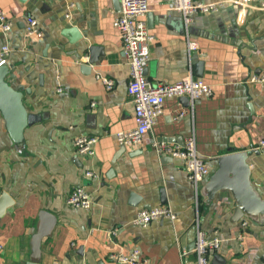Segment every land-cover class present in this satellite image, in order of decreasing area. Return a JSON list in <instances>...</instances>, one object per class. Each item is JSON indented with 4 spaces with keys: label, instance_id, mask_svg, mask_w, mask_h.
Instances as JSON below:
<instances>
[{
    "label": "crops",
    "instance_id": "obj_1",
    "mask_svg": "<svg viewBox=\"0 0 264 264\" xmlns=\"http://www.w3.org/2000/svg\"><path fill=\"white\" fill-rule=\"evenodd\" d=\"M148 3L146 20L155 40L147 77L153 83L175 82L190 74L209 83L213 92L193 101L166 98L143 141L123 146L116 132L135 127L136 117L128 92L130 68L113 24L120 11L115 0H0L13 23L6 33L0 28V44L11 47L5 80L22 91L29 112L42 115L17 142L0 110L1 192L14 201L0 217V264L28 263L41 210L57 217L42 241V264H126L110 255L134 248L141 249L145 264H180L185 248L190 252L184 260L195 264L199 229L221 238L209 264H264V213L234 221L236 200L229 189L208 199L209 178L197 190L184 159L159 154L152 146L155 139L182 146L194 136L212 174L220 155L249 150L264 139V84L251 80L264 73L262 0H224L219 10L197 13L188 25L172 0ZM31 14L40 35L25 33ZM69 25L83 33L74 43L61 33ZM188 37L197 41L196 48L189 49ZM102 77L111 78L113 87ZM79 135L98 136L93 155L76 150ZM248 161L252 186L264 198V150L256 148ZM86 170L96 176H86ZM78 185L90 192V207L67 202ZM132 192L141 196L135 204L130 203ZM148 204L168 205L176 218L135 224L137 211Z\"/></svg>",
    "mask_w": 264,
    "mask_h": 264
},
{
    "label": "built area",
    "instance_id": "obj_2",
    "mask_svg": "<svg viewBox=\"0 0 264 264\" xmlns=\"http://www.w3.org/2000/svg\"><path fill=\"white\" fill-rule=\"evenodd\" d=\"M241 3H250L258 0H237ZM224 4V0H172V7L181 12L186 25L190 23L193 16L197 13H207L217 11ZM264 5V1L262 0ZM73 5V3H72ZM149 10L148 0H120V11L116 15L113 24L118 29L123 51L129 64V82L128 92L131 95L134 107L136 125L131 129H123L116 132L119 144L123 146L139 145L146 133H148L157 118L165 108V100L171 96H189L192 101L203 95H210L213 90L209 83L202 78H195L192 75H186L175 82L153 83L145 74V68L151 57V47L155 40V34L149 30L146 20V13ZM13 26L6 11L0 7V28L6 33ZM41 28L34 15L27 17L25 33L27 36L41 34ZM189 49L197 47V41L188 37ZM11 47L8 43L0 44V66L8 64ZM107 87L111 88L114 81L108 77H102ZM252 81L264 84V73L254 74ZM183 114V112H181ZM96 135H79L74 139L76 150L83 155H93L95 146L98 142ZM152 146L159 154H169L173 157H180L185 160V167L188 172L189 180L195 185L196 189L200 182L211 175V165L207 159L200 156L196 148L194 136L187 138L181 145H172L167 141L154 140ZM264 150V139H260L257 146ZM86 176L94 177L96 172L86 170ZM2 183L0 181V192ZM67 202L75 207H90L93 203L92 196L83 185L75 186L67 195ZM170 217L175 219L176 215L168 205H156L150 208L143 207L135 215L134 223L143 227L148 226L152 221ZM221 244V238L218 235H210L199 229L197 231L196 245L194 252L197 255L195 264H209V257ZM3 244L0 242V252ZM190 250L185 248L181 251L183 261L180 264H193L187 258ZM111 259L116 262L126 264H145L147 259L142 255L140 248H134L129 252L112 253Z\"/></svg>",
    "mask_w": 264,
    "mask_h": 264
},
{
    "label": "water",
    "instance_id": "obj_3",
    "mask_svg": "<svg viewBox=\"0 0 264 264\" xmlns=\"http://www.w3.org/2000/svg\"><path fill=\"white\" fill-rule=\"evenodd\" d=\"M115 4L120 7L119 0H115ZM241 11H245V9H241ZM169 19L170 16L167 18V22ZM180 20L182 21L183 18H180ZM61 33L72 43L83 37V33L76 25L64 27ZM93 49L94 47H90L91 53H93ZM94 60L93 57H90L91 62H94ZM202 62L199 63L200 66ZM8 71V64L0 66V110L6 118L7 129L11 137L15 141L21 142L23 140L24 128L42 118V115L27 110L22 100V91L15 89L5 80ZM201 73L202 68H199L196 74L201 75ZM181 97L190 100L189 96ZM255 150L256 148H250L249 150L220 155L217 161L218 167L207 181L206 196L208 199H213L215 194L224 188L232 192L236 200V207L232 217L234 221L239 220L245 214L264 213V198L261 197V194L256 193L250 178L251 167L248 157ZM140 199L141 196L138 193H131L130 203L135 204ZM160 200L161 203L167 201L163 189H161ZM13 202L12 197L7 191L0 193V217ZM145 207L150 208L152 205L148 204ZM56 223L57 217L53 213L47 210L39 212V222L36 231L31 237V256L27 264H42V241L52 233ZM215 259L219 262L222 261L219 255H215Z\"/></svg>",
    "mask_w": 264,
    "mask_h": 264
}]
</instances>
